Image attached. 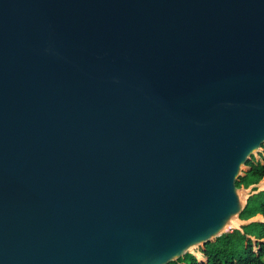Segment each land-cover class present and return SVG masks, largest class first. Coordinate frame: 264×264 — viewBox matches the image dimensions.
I'll return each mask as SVG.
<instances>
[{"label": "water", "instance_id": "95a60500", "mask_svg": "<svg viewBox=\"0 0 264 264\" xmlns=\"http://www.w3.org/2000/svg\"><path fill=\"white\" fill-rule=\"evenodd\" d=\"M263 145L264 0H0V264L177 261Z\"/></svg>", "mask_w": 264, "mask_h": 264}, {"label": "trees", "instance_id": "16d2710c", "mask_svg": "<svg viewBox=\"0 0 264 264\" xmlns=\"http://www.w3.org/2000/svg\"><path fill=\"white\" fill-rule=\"evenodd\" d=\"M237 186L248 193L238 226L169 264H264V145Z\"/></svg>", "mask_w": 264, "mask_h": 264}, {"label": "bare ground", "instance_id": "6f19581e", "mask_svg": "<svg viewBox=\"0 0 264 264\" xmlns=\"http://www.w3.org/2000/svg\"><path fill=\"white\" fill-rule=\"evenodd\" d=\"M239 223H240V220L234 221L232 227H237Z\"/></svg>", "mask_w": 264, "mask_h": 264}, {"label": "rangeland", "instance_id": "374dc122", "mask_svg": "<svg viewBox=\"0 0 264 264\" xmlns=\"http://www.w3.org/2000/svg\"><path fill=\"white\" fill-rule=\"evenodd\" d=\"M242 189V191H244L245 192V194H247L248 195V193H247V191L246 190H244L243 188H241ZM197 249V248H196ZM196 249H193L192 251L194 252Z\"/></svg>", "mask_w": 264, "mask_h": 264}]
</instances>
